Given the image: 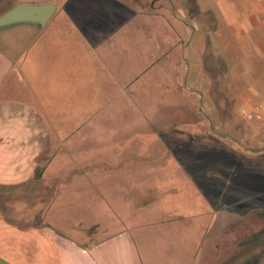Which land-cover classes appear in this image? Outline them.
<instances>
[{
	"label": "rangeland",
	"instance_id": "1",
	"mask_svg": "<svg viewBox=\"0 0 264 264\" xmlns=\"http://www.w3.org/2000/svg\"><path fill=\"white\" fill-rule=\"evenodd\" d=\"M41 1L59 0H12ZM102 1L107 45H124L105 130L57 147L35 193L0 195V216L37 224L52 204L47 217L81 240L127 228L143 264H189L191 249L190 264H264V117L244 114L217 19L195 0Z\"/></svg>",
	"mask_w": 264,
	"mask_h": 264
},
{
	"label": "crops",
	"instance_id": "2",
	"mask_svg": "<svg viewBox=\"0 0 264 264\" xmlns=\"http://www.w3.org/2000/svg\"><path fill=\"white\" fill-rule=\"evenodd\" d=\"M10 1L0 0V14L14 5ZM195 1L199 11L217 19L211 37L223 44L239 97L249 100L244 111L251 113L264 99V0ZM44 2L54 10L42 25L0 27V195L35 193L48 162L61 156L57 147H76L94 136L85 130H105L107 91L117 75L110 58L118 54L116 46H124L107 45L117 32L107 29V4ZM77 14L84 24L75 21ZM156 56L151 52L150 60ZM263 117L264 107L250 118ZM50 207L37 224L0 216V264H143L127 228L98 239L87 232L81 240L63 231L53 214L47 217Z\"/></svg>",
	"mask_w": 264,
	"mask_h": 264
},
{
	"label": "water",
	"instance_id": "3",
	"mask_svg": "<svg viewBox=\"0 0 264 264\" xmlns=\"http://www.w3.org/2000/svg\"><path fill=\"white\" fill-rule=\"evenodd\" d=\"M53 10L54 4L51 2L18 3L0 14V27L20 22H33L42 25Z\"/></svg>",
	"mask_w": 264,
	"mask_h": 264
},
{
	"label": "built area",
	"instance_id": "4",
	"mask_svg": "<svg viewBox=\"0 0 264 264\" xmlns=\"http://www.w3.org/2000/svg\"><path fill=\"white\" fill-rule=\"evenodd\" d=\"M263 107H264V101L261 102L260 104H257V105L255 106V108L252 110L251 113H248V112H245V111H244V114H245L248 118H250L251 116H256V117H258V116H260V109L263 108Z\"/></svg>",
	"mask_w": 264,
	"mask_h": 264
},
{
	"label": "trees",
	"instance_id": "5",
	"mask_svg": "<svg viewBox=\"0 0 264 264\" xmlns=\"http://www.w3.org/2000/svg\"><path fill=\"white\" fill-rule=\"evenodd\" d=\"M264 232V226L262 227V228H260L259 230H258V232H256V234L258 235V236H262V233ZM258 236L257 237H254L255 239L256 238H258ZM253 238V239H254ZM251 241V240H250ZM244 242H249V241H244Z\"/></svg>",
	"mask_w": 264,
	"mask_h": 264
}]
</instances>
